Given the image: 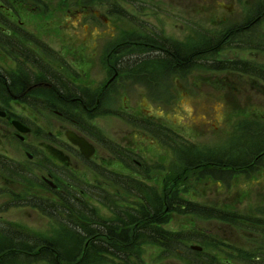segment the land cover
Returning a JSON list of instances; mask_svg holds the SVG:
<instances>
[{"label":"flooded vegetation","instance_id":"flooded-vegetation-1","mask_svg":"<svg viewBox=\"0 0 264 264\" xmlns=\"http://www.w3.org/2000/svg\"><path fill=\"white\" fill-rule=\"evenodd\" d=\"M229 1L78 0L74 4L72 0H60L58 8L62 22L54 14L56 0H0V121H9L16 130L14 134H8L0 124V141L3 132L8 141H19L30 147L26 136L35 133L33 153L26 151L24 146L19 148L33 165H37L33 161L49 164L43 165V169L38 165L37 170L43 174L46 188L54 192L78 188L72 178L64 175L66 171H72L78 180L88 183L90 176L84 175L82 169L89 168L92 175L97 173L92 165L99 152L109 154H102L100 158L102 167L111 172H99L102 182L98 176H93L100 189L101 184L107 183L117 187L122 175L128 176V183L132 184V162H140L132 159L135 143L125 137L121 141L110 137L103 140V123L99 127L92 121L103 119L109 113L115 116L114 111H118L121 103L120 94L130 93L139 77L152 78L153 72L160 71L166 73L161 76L177 73V77L184 80L191 72L200 78L207 73V79L203 81L209 86L195 83L190 92L203 91L223 99L231 113L225 117V130H216L213 125L216 132L213 135H223L212 137L204 144L208 147L204 156L209 158L208 162L198 160L200 157L193 159V177L201 182L205 178H214L216 170L226 178L231 177L227 172L233 168L230 164L233 152L238 157L262 160L264 134L256 135L258 127H264V118L254 116L249 121L242 112L264 109V0H239L240 7H236L238 0ZM170 24L178 29L187 25L188 30L199 33L206 30L209 38L202 36L201 39L197 35V40L189 43L190 37L183 34L169 35L166 30ZM184 87L182 85L184 93H189V87ZM144 88L150 91L148 86ZM243 93L253 95L246 102L234 103L235 95L244 97ZM15 104L35 110L37 129L33 130L5 111L11 109L6 105L13 108ZM121 104L126 107L124 111L134 113L130 98ZM45 111L52 119L49 124ZM233 111L238 112L232 124ZM128 120L130 126L134 125L132 116ZM15 123L30 131L22 134ZM155 124L151 128L146 126L147 132L141 135L150 146L159 144L156 136L149 135L156 130L169 138L170 128L164 123ZM203 126L194 128V133L204 136L206 129ZM249 126L254 131L252 139L243 149L233 151V141L244 135ZM183 131L175 134L185 142L189 137ZM71 133L84 138L94 148L92 158L88 159L70 141ZM191 138L195 141L194 136ZM219 139L221 143L216 142ZM193 151L196 153L192 156H201V150L194 148ZM12 155V151L4 150L0 144V159H3L0 171L7 173L14 184L19 181L10 174L13 166L19 167L22 159L15 160ZM217 156L221 161H216ZM241 168L248 172L253 167ZM59 170H63V174ZM14 172L19 177L22 171L17 168ZM46 180L53 182L56 188ZM1 187L0 195L9 188L5 186L6 189L1 190ZM25 206L39 207L33 203Z\"/></svg>","mask_w":264,"mask_h":264},{"label":"rangeland","instance_id":"rangeland-1","mask_svg":"<svg viewBox=\"0 0 264 264\" xmlns=\"http://www.w3.org/2000/svg\"><path fill=\"white\" fill-rule=\"evenodd\" d=\"M72 1L76 4L78 0ZM220 1L224 2L229 0ZM229 2L231 3V1ZM237 2L238 6L236 1L234 2L236 3V7H240L239 0ZM59 3L60 0H56L55 5L57 8L54 10V14L61 19L62 13L58 8ZM51 6H53V4H51ZM61 21L64 22L62 19ZM166 31L169 35L183 34L186 38L190 37L187 40L189 43L197 40V35L201 39L206 36L209 38V34L205 33L206 30L199 33L197 30H188L187 25L186 28L178 29L170 24ZM209 59L210 57L206 59V62H209ZM158 70H160V68H158ZM162 74L166 73L158 71L153 72L152 78L149 76L144 78L139 77L136 81V87L130 88V93L122 92L120 94L121 103L126 102L127 99L130 98L132 107H134V113L130 114L124 111L126 107H124V104L120 103L117 109L118 111H114L115 116H112L109 113V115H106L103 119L100 118L95 121L91 120L92 123L95 125L98 123L99 127H101L103 123L102 127L105 131L103 140H106L107 137L114 140L115 138H120L119 141L123 140L124 137L128 138V140L131 139L132 142L135 143L133 145L134 147H132V151L135 148L139 151L138 148L140 149L141 146H143L141 145V135L144 132H147V127L151 128V126L156 125V122H161V120H159V116L164 118L162 123L166 124L170 130H174V132L184 130L183 132L185 135L189 137L185 142L180 140L179 137L177 138L173 132L168 131L169 140H165V142L168 141L167 147H165L166 145L163 143V145L157 144L156 146L159 148L163 146V148H161L162 152L144 156L147 165L146 168V165H144V168L147 171L145 174L151 179H159L157 182L153 181L152 184L154 186L151 187L155 188L161 198L165 196L164 192L167 191L166 186L169 184L167 179L171 176H178L180 178L186 177L187 179L180 181L178 186L177 184L175 185L176 190H178V197L184 202H190L201 207L214 209L220 213L223 218L221 217L220 219L209 220V218L205 219L198 214L186 215L180 214L179 212L172 213L168 218V224H165L163 229L175 232L185 231L187 233L192 231L195 235L200 234V236H196L194 238L195 241L191 245L206 248L205 251H207V253H214V255L217 256L221 262L229 261L233 264H264V158L262 160H257L255 157L237 158L236 154L233 152L230 161L233 168L232 171L230 170L227 172V174L231 173V177L226 178L225 175L223 173L221 174L218 170L215 171L216 176L214 178H205L201 182L196 181L190 171H188L190 172L189 174L184 175L182 170L185 169L184 167H187L185 164H191L193 166L192 161L194 158L200 157L198 160L203 162L209 161V158L204 157L208 152V147L204 144H208L209 139L212 137L223 135V133L218 134V136L213 135L216 133L213 128L215 126L216 130L217 128L219 130H225V117L230 114L231 111L227 110V105L223 99L215 98L212 94L203 91L196 92L193 90L192 92L191 90L190 92V87L194 86L195 83L198 84L201 82L204 84L203 86H209L208 82L203 81L207 79V73L200 78V76L197 75L194 77L191 72L184 78L185 81L180 77H177V73L168 72L167 76H161ZM182 85L186 86L184 88L189 87V93H184ZM144 86H148L150 91H146ZM243 95L244 97L240 94L235 95L236 99L233 102L241 104L246 102L248 100L247 98L253 94L243 93ZM257 97L260 99L261 95H257ZM6 107L11 108L9 110H5L6 112H9L14 117L16 116V118L28 124L33 130L38 128L35 124L34 109L21 108L17 104H15L13 108L9 107V105H6ZM237 112L238 111H233L232 124L236 120ZM126 113L129 114V116H132V119L135 120L134 125H129V116ZM45 114L46 122L49 124L52 119L49 117L48 111H45ZM242 114L247 115L248 120L252 121L250 119H254V116L264 118V109L244 110ZM0 124L6 133L14 134L16 132V130L9 125V121H0ZM202 125L205 126H203V129H206L205 135H196L193 131L194 128ZM231 129L235 131L234 126H232ZM253 132L254 131L249 126V129L244 135L242 134L240 138L234 140L233 151L243 149L247 146V143L252 139ZM21 133L27 134V132ZM4 134L5 133L2 132V140L0 141L4 150L10 153L12 151V157L18 161L22 159L23 162L19 161L21 163L19 164V167H17V164L14 165L12 168L13 172L10 174V176L15 178V180H18L19 183L15 182L13 184L12 182L14 180H10L7 173L0 171L1 190L6 189L5 186L9 187L5 193L0 195V206H2L1 209L3 210V214H0V227H6L8 224H15L18 225L20 229H27L31 233L37 234L38 236L41 234L53 239L56 238L58 233L61 231V229L56 226V221H65V218L66 221H69L71 220V214L68 215V212L63 211L62 213H57L54 217H49L38 209L26 207L25 205L27 203H33L40 206L41 202H47L49 207L46 209L50 213H56L55 205L58 204L62 207V210H68L71 213L72 210H70V207L72 204L75 203V205H77L83 202L86 206L96 208L102 218H107L106 216H108L109 211L106 208L108 206L121 204L118 197H110L106 195L104 191L101 192L94 188V175L96 177L98 176L99 180L102 182L103 178L99 172L106 171L111 173L110 170H106L107 167H102L103 164L100 155H109L106 152H99L94 164L92 165L94 169L93 171L97 173L92 175V173L90 174V171L87 170L89 168L85 167L82 169V173L84 175L86 174L90 176V179L87 181L88 183L78 180L72 171H66L64 175L69 176L74 182H76L75 187H78L75 190L77 192L76 197L80 198L81 202H65L62 200L64 191L72 189L54 192L52 189L46 188L47 186L42 181L43 174L38 172L37 166L39 165L41 166V169H43V165L47 167L49 164H47L46 161L43 165L39 164L38 161H33L37 162V165H33L27 160L24 155V151H21L19 148L24 145H22L19 141H8L4 138ZM262 134H264V127H258L256 136ZM192 136H194L195 141L191 138ZM26 137L27 144L30 147H24L26 148V151L33 153L36 135L33 133L32 135H28ZM216 142L221 143L222 140L219 139ZM171 145H173V147H171ZM194 148L201 150L199 151L201 156H192V153L193 155L196 153V151H193ZM174 149H177L178 151H174ZM35 150L37 151L36 148ZM110 154L114 156L113 153L110 152ZM216 159V161H221L219 156H217ZM250 159H252L254 163L251 164L253 168L250 169L248 173L243 171V168L241 167L247 166L244 164ZM137 160L141 161L140 158H137ZM0 161H3V159H0ZM142 162H144V160H142ZM2 163L4 164V162ZM17 168L22 171L19 172V177H17L14 172ZM59 171L63 174V170ZM120 171L124 172L123 169ZM80 174L81 173H79V175ZM206 177H209V175ZM121 184L122 180H120L117 187L114 185L115 189L121 187ZM130 185L132 186V184ZM169 185L172 186L171 183ZM112 195L115 196L116 194L112 193ZM34 198L35 201L33 200ZM130 201L131 204L136 202L139 204L141 202L137 198L133 197H131ZM8 203H11L9 206L7 205L8 207L3 206ZM13 203L15 205H13ZM227 214L236 215L238 219L235 218V216L229 217ZM69 224L72 227V223ZM203 235H209L211 237L210 241L202 237ZM4 236V231L0 230V243L2 245L7 242ZM6 245L4 246L5 249H7ZM189 249L191 252H194L192 248L189 247ZM134 251L135 254L139 255V259H135L133 256L132 262L116 264H188L179 259L166 260L165 262L161 261V251H158L157 248L147 247L145 250L135 249ZM5 252L8 256L7 251ZM37 253L38 251L34 254ZM185 256L188 257V254L186 253ZM18 257L21 256L19 254L12 255L10 260H5L6 256L0 254V264H16L18 262H15L14 259ZM24 264L37 263L24 259Z\"/></svg>","mask_w":264,"mask_h":264},{"label":"trees","instance_id":"trees-1","mask_svg":"<svg viewBox=\"0 0 264 264\" xmlns=\"http://www.w3.org/2000/svg\"><path fill=\"white\" fill-rule=\"evenodd\" d=\"M174 151L178 150L174 149ZM252 163L254 161L250 159L244 165L249 166ZM185 166L187 167H184L182 171L193 174L195 165L185 164ZM145 168L143 172H135L134 168L132 169V186L128 183V176H121L120 195H109V192L102 188L99 190L110 197H118L121 202L120 205L106 208L109 211L107 218H102L96 208L86 206L83 202L75 205V201H80V198L76 197L75 190L64 191L62 197L63 201L74 203L70 207L71 213L68 210H62L58 204L55 205L56 213H50L46 209L49 207L48 203L41 202L38 209L43 214L54 217L57 213L65 211L69 213L68 215L71 214V220L66 221L65 218V221H56V226L61 231L53 239L41 234L38 236L27 229H20L15 224L0 227L7 240L4 245L0 243V254L6 256L5 260H10L12 255L19 254L21 257L14 259L18 262L16 264L20 262L24 264V259L37 264H116L132 262L133 256L139 259V255L135 254L134 250H145L151 247L161 251L160 260L164 262L179 259L188 264H233L229 261L221 262L214 253H207L204 247H202L203 251L191 252L189 247L195 241L194 238L200 234L195 235L192 231L187 233L163 229V226L168 224V218L172 213L198 214L209 220L220 219L222 216L214 209L182 201L177 195L178 190L175 185L178 186L183 177L171 176L167 179L172 186L167 184L165 196L161 198L155 188L150 186L151 178L145 174L147 172ZM143 177H146L148 181L145 182ZM158 180L156 178L153 181ZM131 197L141 202L131 204ZM232 214L227 216H235L238 219ZM68 222L72 223V227ZM202 237L209 241L211 239L209 235ZM5 245L7 249L4 248ZM37 251L38 253L34 254ZM186 253L188 257L185 256Z\"/></svg>","mask_w":264,"mask_h":264},{"label":"bare ground","instance_id":"bare-ground-1","mask_svg":"<svg viewBox=\"0 0 264 264\" xmlns=\"http://www.w3.org/2000/svg\"><path fill=\"white\" fill-rule=\"evenodd\" d=\"M164 118H162V117H160L159 116V120H161V122L160 123H162V120H163ZM147 126V125H146ZM149 135H154V136H156V138H157V140H158V145H163V144H165L166 146L165 147H167V142H165V140L167 139L164 135H161V131L160 130H156V131H154L153 133H151V134H149ZM160 136V137H159ZM167 140H169V138L167 139ZM163 143V144H162ZM141 145H143V146H141V148L139 149L138 148V150L139 151H137L136 150V148L135 149H133V153H132V159L134 160L135 158L137 159V158H140L141 159V161L140 162H138V163H135L134 161H133V163H132V165H133V167H134V171L135 172H137V171H139V172H143L144 171V165H146V159H145V157L144 156H148V154L150 155V154H155V153H160V152H162V150H161V148H163V146L161 147V148H159V147H157V146H150L147 142H145V141H143L142 140V144ZM132 151V150H131ZM142 152V153H141ZM141 154V155H140ZM164 155V154H163ZM162 155V156H163ZM165 158V157H164ZM237 158H240V157H238L237 156ZM142 160H144V162H142ZM143 163V165L141 166V164ZM249 166H252V165H249ZM242 167H244V166H242ZM245 167H247V166H245ZM133 169V168H132ZM121 173H123V172H121ZM143 179L145 180V182L146 181H148L147 180V178L146 177H143ZM154 180V179H153ZM153 180L151 179V185L150 186H154L152 183H153ZM119 182H120V180H118ZM47 184H49V185H51V181H49V180H47V181H45ZM51 182V183H50ZM155 182V181H154ZM92 184H93V182H92ZM94 188H96L97 190H100V188L98 187V183L97 182H95L94 181ZM100 187L102 188V189H105V190H107L108 192H109V195L110 194H112V193H115V194H119L120 195V190H121V187H119V188H117V189H115L114 188V186H113V184L112 183H107V184H101L100 185ZM124 197H126V196H124ZM123 204H125V203H123ZM192 247H198V246H196V245H191L190 246V248H192Z\"/></svg>","mask_w":264,"mask_h":264},{"label":"water","instance_id":"water-1","mask_svg":"<svg viewBox=\"0 0 264 264\" xmlns=\"http://www.w3.org/2000/svg\"><path fill=\"white\" fill-rule=\"evenodd\" d=\"M15 126L19 131L24 132V133L30 131L24 125L20 123H15ZM69 139L74 145L78 146L81 149L82 153L87 158H91L94 155V148L84 138H79L74 133H71L69 134ZM51 185L53 184L51 183ZM192 249L194 251H199V252L202 251L201 247H192Z\"/></svg>","mask_w":264,"mask_h":264}]
</instances>
